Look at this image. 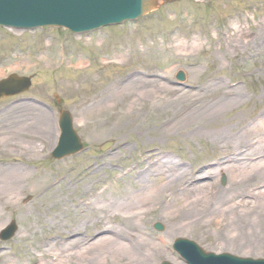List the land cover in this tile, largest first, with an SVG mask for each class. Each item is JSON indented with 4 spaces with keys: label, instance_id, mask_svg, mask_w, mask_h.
I'll use <instances>...</instances> for the list:
<instances>
[{
    "label": "rangeland",
    "instance_id": "374dc122",
    "mask_svg": "<svg viewBox=\"0 0 264 264\" xmlns=\"http://www.w3.org/2000/svg\"><path fill=\"white\" fill-rule=\"evenodd\" d=\"M157 5L138 20L79 34L61 27L0 26V79L17 73L32 80L24 93L0 100V138L19 123L16 131L58 135L55 146L39 154L0 142L1 177L12 167L31 169L32 179L46 173L16 200L6 198L2 206L0 198V230L12 220L19 226L12 239H0L2 264L9 258L34 262L35 246L43 239L58 242L52 260L74 236L82 248L103 229L100 216L92 217L81 204L90 195L86 190L96 195L106 186L109 210L122 212L119 193L127 191L137 194L130 201L133 210L150 209L137 234L156 247L151 264H186L173 249L177 237L191 238L210 251L264 257V168L255 165L264 161V0H158ZM179 70L186 74L183 85L176 79ZM138 73L158 76L180 94L212 83L213 100H239L220 116L221 122L198 120L200 130L170 136L159 128L168 126L165 114L146 111L142 119H126L118 108L98 110L107 85L124 84ZM62 109L72 113L86 149L56 159L52 151ZM226 134L243 140L231 142ZM107 141L114 144L102 151ZM177 172L174 189L161 186ZM154 188L160 195L143 202L141 194ZM156 221L164 231L153 228Z\"/></svg>",
    "mask_w": 264,
    "mask_h": 264
},
{
    "label": "bare ground",
    "instance_id": "6f19581e",
    "mask_svg": "<svg viewBox=\"0 0 264 264\" xmlns=\"http://www.w3.org/2000/svg\"><path fill=\"white\" fill-rule=\"evenodd\" d=\"M211 85L213 84L209 83L203 87L204 89H199L194 93L186 92L180 94L176 92V89L170 88L160 81L158 76L154 77L146 73H138L135 78L133 77L124 84L116 80L107 85L99 94L101 101L97 104V107L98 110H113L118 108L120 115L126 119H142L147 115L148 112L146 111L165 114L166 120H164V123H168V126L159 128L164 130L165 136L180 135L185 134L184 132L192 127L199 128L200 126L195 125V123H198V120H201V123L203 122L204 125L209 122V124H213V120L221 122L220 116H223V113L228 109L230 110L232 107L237 106L236 102L239 99L228 101L223 99L213 100L212 93L215 88ZM22 105H25V103H22ZM145 107L148 109L146 110ZM15 113L18 114V111L16 110ZM31 124L24 122L23 126L29 127ZM17 125H22V123ZM17 125L14 126L15 131L11 130L0 138L2 147L4 145L7 148L17 146L22 151L39 154L43 150H48L55 146L58 135L54 134L51 130L42 133H28L27 129L25 131L24 129L23 131H16L18 129ZM137 128L138 130L141 129L140 127ZM225 138L227 140L230 139L231 142L237 139H239V142L243 140V137H234L232 134H226ZM39 144L42 146H39ZM219 147L222 150H227L228 148L224 144ZM170 163L174 165L173 161H170ZM255 165L256 168L263 169L264 161H258ZM33 175L34 173L29 168L19 169L12 167L6 170V174L2 177L0 176L2 206L6 198L10 199L8 201L16 200L19 193L30 187L38 186L46 177L45 171L39 172L38 177L35 179H32ZM177 177H179L178 172L168 175V178L166 177L165 182L163 181L161 186L168 188L170 185H173L174 189L177 185ZM107 189L108 187H104L96 195L87 189L86 192L90 193L88 200L85 203H81L86 209L91 211L92 217H95L93 213H97L100 216L104 229L101 235L86 239V245L82 248L78 247L81 239L73 237L64 245L66 250L59 252V255L54 256L53 260L50 258L52 256L51 249L53 246L58 245V242L43 239L40 241L41 243L35 246L38 251V257L34 262L15 261L9 258L5 264H78L77 262L81 260H90L88 264H95L92 262L94 261V257L101 259L98 264H104L105 262L107 264H151L150 257L157 251L156 247L147 238L137 234L139 230L143 231L140 227V220L150 209L141 207L133 210L134 207L130 201L137 194L133 191H127L126 194L119 193L121 198L118 200L122 207V212L115 213L109 210L112 199L107 198ZM141 195L144 202L160 194L158 193V189L154 188L153 191H145ZM49 197H53V195ZM58 203L63 207L61 200ZM132 204L134 203L132 202ZM60 215L61 212L54 218V221H57ZM117 215L119 227L113 225V220ZM80 226L81 224H77L74 229L77 230ZM56 229L59 228L56 226ZM75 247L76 249H73ZM0 264H2V261H0Z\"/></svg>",
    "mask_w": 264,
    "mask_h": 264
},
{
    "label": "water",
    "instance_id": "95a60500",
    "mask_svg": "<svg viewBox=\"0 0 264 264\" xmlns=\"http://www.w3.org/2000/svg\"><path fill=\"white\" fill-rule=\"evenodd\" d=\"M153 5V0H0V23L16 26L49 23L82 30L102 23L135 17L148 11ZM179 78H183L182 73L179 74ZM29 85L28 79L13 74L0 82V94L17 93ZM60 125L63 134L56 156L75 152L81 147L67 112L62 113ZM156 226L161 228L159 224ZM192 243L178 239L175 245L192 264H264V260L238 259L229 255L218 257L204 255Z\"/></svg>",
    "mask_w": 264,
    "mask_h": 264
}]
</instances>
